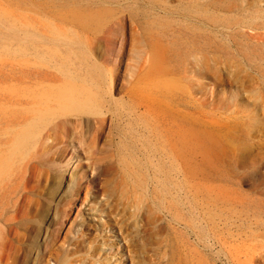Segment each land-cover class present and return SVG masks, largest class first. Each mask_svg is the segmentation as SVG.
<instances>
[{
  "label": "rangeland",
  "instance_id": "374dc122",
  "mask_svg": "<svg viewBox=\"0 0 264 264\" xmlns=\"http://www.w3.org/2000/svg\"><path fill=\"white\" fill-rule=\"evenodd\" d=\"M0 264H264V0H0Z\"/></svg>",
  "mask_w": 264,
  "mask_h": 264
}]
</instances>
